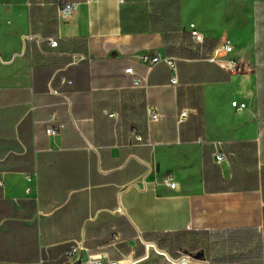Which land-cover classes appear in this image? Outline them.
<instances>
[{
    "label": "crops",
    "instance_id": "0c3cea01",
    "mask_svg": "<svg viewBox=\"0 0 264 264\" xmlns=\"http://www.w3.org/2000/svg\"><path fill=\"white\" fill-rule=\"evenodd\" d=\"M76 242L124 264L147 243L264 264V0H0V264H66Z\"/></svg>",
    "mask_w": 264,
    "mask_h": 264
},
{
    "label": "built area",
    "instance_id": "2783aa9c",
    "mask_svg": "<svg viewBox=\"0 0 264 264\" xmlns=\"http://www.w3.org/2000/svg\"><path fill=\"white\" fill-rule=\"evenodd\" d=\"M88 1H95V0H88ZM122 2V1H121ZM77 4L73 2H66L63 3L59 9V15L62 20H68L71 18L73 12L76 10ZM189 30H190V36L195 44H201L204 40L203 35L196 29V27L193 24L189 25ZM57 46V42L50 40L49 41V47L50 48H55ZM232 52V46L231 44L226 41L224 42L220 47H218L212 57L210 58L211 62H215L218 60L219 53H231ZM139 63L142 65L146 66L148 69H151L155 64L161 61V58L159 55H155L153 57H148L146 55H141L138 58ZM167 65L173 68V64L170 61H166ZM218 65L229 72H234L236 67H237V62L234 60H227V61H219ZM125 73L129 76H133V85L135 87H146V78L142 77H135L134 72L132 69H126ZM172 84L176 83L175 79H172L171 81ZM231 106L236 109L237 111H241L245 109V104L244 103H238L237 101H233L231 103ZM147 115L148 118L151 122H157L160 120V115L158 114L157 110L152 107V106H147ZM188 116V112L183 110L179 113L177 117V122L182 123ZM52 120H55V117H53ZM64 125L63 124H57L56 126H48L45 129V134L47 136H55L58 134L62 129ZM135 141L138 143H141L143 139L140 136H135L134 137ZM147 144H149L147 142ZM225 156L222 153H217L215 155V161L217 164H220L225 161ZM25 181L28 184L25 188V193L26 195H29L32 191L33 188L29 186L30 183L33 181V177L31 175H26L25 176ZM144 182V181H143ZM164 184L166 185L167 188L170 190H175L177 187L176 182L174 181V178L172 175H167L164 178ZM147 247V246H146ZM87 253V256L85 259L82 258V254ZM66 264H75L79 262L80 264H124L121 261H111L107 259L106 257L102 255H91L88 254V250L81 244V243H74L70 249L66 252ZM193 258L190 255L187 254H181L180 257L174 262L176 264H186L187 262L191 261Z\"/></svg>",
    "mask_w": 264,
    "mask_h": 264
},
{
    "label": "water",
    "instance_id": "95a60500",
    "mask_svg": "<svg viewBox=\"0 0 264 264\" xmlns=\"http://www.w3.org/2000/svg\"><path fill=\"white\" fill-rule=\"evenodd\" d=\"M75 264H80L79 262ZM130 264H176L173 259L169 258L164 252L157 249L151 243H147L146 253L143 257L133 261Z\"/></svg>",
    "mask_w": 264,
    "mask_h": 264
}]
</instances>
